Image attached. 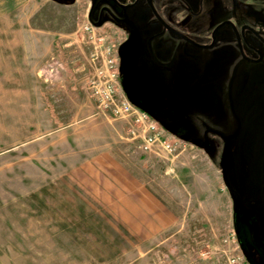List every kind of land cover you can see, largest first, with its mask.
Returning <instances> with one entry per match:
<instances>
[{"label": "rangeland", "instance_id": "rangeland-1", "mask_svg": "<svg viewBox=\"0 0 264 264\" xmlns=\"http://www.w3.org/2000/svg\"><path fill=\"white\" fill-rule=\"evenodd\" d=\"M92 1L0 0V264H224L229 251L264 264V242L255 255L250 226L233 215L219 154L195 142L205 128L194 127L195 117L206 120L198 108L168 109L177 132L167 133L185 147L158 156L141 152L127 122L84 89L92 47L82 26ZM233 2L228 14L215 2L213 21L248 23L264 37V0ZM103 20L96 30L116 47L124 31ZM53 61L62 66L51 77ZM152 74L134 80L144 95L158 93ZM210 125L226 130L221 119ZM105 151L113 161L98 158ZM229 231L241 252L223 242Z\"/></svg>", "mask_w": 264, "mask_h": 264}, {"label": "flooded vegetation", "instance_id": "flooded-vegetation-1", "mask_svg": "<svg viewBox=\"0 0 264 264\" xmlns=\"http://www.w3.org/2000/svg\"><path fill=\"white\" fill-rule=\"evenodd\" d=\"M95 1L88 13L91 23L100 28L108 23L103 20L108 16L125 34L115 48L120 85L127 98L170 133L177 132L167 115L172 105L194 106L206 116V120L195 117L194 127L200 131L205 127L199 141L190 133L179 135L219 154L220 166L225 159L228 183L223 174L222 179L233 201V215L250 226L253 239L246 246L256 255L254 248L264 242V72L260 71L264 68V37L248 23L213 21L215 2L216 8L228 14L237 4L233 0H159L158 6L164 1L171 14L162 6L155 7L153 0H99L102 4L94 18ZM171 4L175 7H168ZM144 6L149 16L140 12ZM99 20L102 23L97 26ZM127 21L135 25L137 35L129 44H125L131 34ZM120 63L127 79L123 83ZM150 73L159 79L158 93L146 91V96L134 80H148ZM219 119L226 130L210 125ZM246 157L254 164L240 161ZM235 234L241 252L244 245Z\"/></svg>", "mask_w": 264, "mask_h": 264}, {"label": "built area", "instance_id": "built-area-1", "mask_svg": "<svg viewBox=\"0 0 264 264\" xmlns=\"http://www.w3.org/2000/svg\"><path fill=\"white\" fill-rule=\"evenodd\" d=\"M90 20L82 26L91 45L90 63L92 70L87 76L84 88L97 102L99 109L113 118L123 119L128 124V134L137 142L138 149L147 154L175 157L178 148L185 147L180 140L171 137L158 121L147 111L133 104L124 92L119 90V64L117 49L105 34H99ZM62 66L53 61L47 67L52 75ZM223 242L229 246L238 244L234 231H229ZM224 264H245L240 253L226 252Z\"/></svg>", "mask_w": 264, "mask_h": 264}, {"label": "water", "instance_id": "water-1", "mask_svg": "<svg viewBox=\"0 0 264 264\" xmlns=\"http://www.w3.org/2000/svg\"><path fill=\"white\" fill-rule=\"evenodd\" d=\"M130 28H131V34H130V37H129V40L125 43V44H129L131 42H133L134 40L137 39V35H136V27L135 25L130 22V21H127ZM101 20H99L96 25L97 26H100L101 25ZM221 166L223 168V171H222V174H223V178L225 180L226 183H228V179H227V174H226V170H225V159L223 158L222 161H221Z\"/></svg>", "mask_w": 264, "mask_h": 264}, {"label": "crops", "instance_id": "crops-1", "mask_svg": "<svg viewBox=\"0 0 264 264\" xmlns=\"http://www.w3.org/2000/svg\"><path fill=\"white\" fill-rule=\"evenodd\" d=\"M80 69H82V67L80 68ZM84 87V86H83ZM85 89V88H84ZM125 94V93H124ZM98 158H101V159H103V160H105V159H109V160H112L113 161V156H112V154L111 153H109V152H103L102 154H100L99 155V157ZM114 163V162H113ZM116 163V162H115ZM117 168V171H122L120 168H118L119 166L118 165H115ZM107 167V166H106ZM111 167H113V166H111ZM110 173L112 174L113 173V171H112V168H110ZM117 171H116V175L118 176V173H117ZM126 182V181H125ZM238 249H239V251H240V248H239V245H238ZM247 264V263H246Z\"/></svg>", "mask_w": 264, "mask_h": 264}]
</instances>
